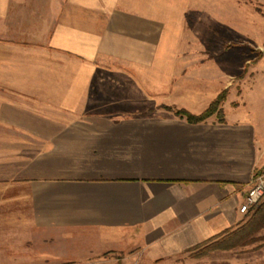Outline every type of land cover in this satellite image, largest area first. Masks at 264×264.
Here are the masks:
<instances>
[{
    "label": "crops",
    "instance_id": "crops-1",
    "mask_svg": "<svg viewBox=\"0 0 264 264\" xmlns=\"http://www.w3.org/2000/svg\"><path fill=\"white\" fill-rule=\"evenodd\" d=\"M173 2L0 0V264L154 263L243 219L264 169L244 91L139 79ZM223 90V121L161 108L198 115Z\"/></svg>",
    "mask_w": 264,
    "mask_h": 264
},
{
    "label": "rangeland",
    "instance_id": "rangeland-1",
    "mask_svg": "<svg viewBox=\"0 0 264 264\" xmlns=\"http://www.w3.org/2000/svg\"><path fill=\"white\" fill-rule=\"evenodd\" d=\"M172 4L167 16L171 28L161 47L165 58L158 71L139 79L198 82L208 84L210 93L228 83L233 95L244 91L242 112L264 131V0H201L186 10L181 9L183 1ZM179 11H184L183 20H175ZM45 59L51 61L50 55ZM173 96L178 102L180 96ZM132 250L133 244L124 254ZM148 264H264V195L218 241Z\"/></svg>",
    "mask_w": 264,
    "mask_h": 264
},
{
    "label": "trees",
    "instance_id": "trees-1",
    "mask_svg": "<svg viewBox=\"0 0 264 264\" xmlns=\"http://www.w3.org/2000/svg\"><path fill=\"white\" fill-rule=\"evenodd\" d=\"M227 94H228L227 90L221 91L211 101V103L209 104L207 109L204 110L202 113H200L198 115L191 114V113H189L188 111H185V110H175L173 108L166 107V106H162L161 108H163V109H165L167 111L173 112L175 116H177L179 118H182V119H185L190 124H197V123L204 122V121H206L207 119H209L210 117H212L214 115L216 116L217 120L223 121V112H222L221 105L226 100ZM262 171H264V169L255 172L254 176L259 175ZM254 206L250 210H252L254 208ZM261 209H262V206H258L256 211H260ZM218 239L214 238L213 240L210 241V243H214V242L218 241ZM207 243H209V242H207ZM216 248H217V246H216Z\"/></svg>",
    "mask_w": 264,
    "mask_h": 264
},
{
    "label": "built area",
    "instance_id": "built-area-1",
    "mask_svg": "<svg viewBox=\"0 0 264 264\" xmlns=\"http://www.w3.org/2000/svg\"><path fill=\"white\" fill-rule=\"evenodd\" d=\"M264 195V171L254 176L248 189L246 190L243 203L239 207V213L246 215L250 209L256 205Z\"/></svg>",
    "mask_w": 264,
    "mask_h": 264
}]
</instances>
